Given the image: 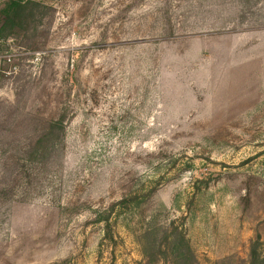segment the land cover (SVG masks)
<instances>
[{
	"label": "rangeland",
	"instance_id": "1",
	"mask_svg": "<svg viewBox=\"0 0 264 264\" xmlns=\"http://www.w3.org/2000/svg\"><path fill=\"white\" fill-rule=\"evenodd\" d=\"M20 1L0 36V264H249L264 0Z\"/></svg>",
	"mask_w": 264,
	"mask_h": 264
},
{
	"label": "trees",
	"instance_id": "2",
	"mask_svg": "<svg viewBox=\"0 0 264 264\" xmlns=\"http://www.w3.org/2000/svg\"><path fill=\"white\" fill-rule=\"evenodd\" d=\"M29 4L34 5L35 3L32 1L29 3H23L20 0L9 1L2 11L5 23L0 29L1 37L6 38L10 36L14 24L23 17L22 15L26 12ZM51 127L54 129L63 128V120H57L55 123L51 124ZM52 128H50V130L54 131ZM249 264H264V242L261 240L260 236L251 245Z\"/></svg>",
	"mask_w": 264,
	"mask_h": 264
},
{
	"label": "built area",
	"instance_id": "3",
	"mask_svg": "<svg viewBox=\"0 0 264 264\" xmlns=\"http://www.w3.org/2000/svg\"><path fill=\"white\" fill-rule=\"evenodd\" d=\"M0 3H1V0H0Z\"/></svg>",
	"mask_w": 264,
	"mask_h": 264
}]
</instances>
